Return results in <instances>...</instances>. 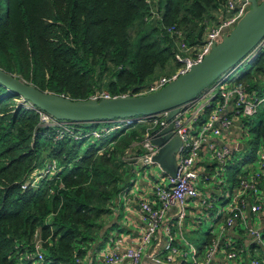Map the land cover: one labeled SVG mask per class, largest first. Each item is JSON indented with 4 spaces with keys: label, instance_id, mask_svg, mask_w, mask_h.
Masks as SVG:
<instances>
[{
    "label": "trees",
    "instance_id": "obj_1",
    "mask_svg": "<svg viewBox=\"0 0 264 264\" xmlns=\"http://www.w3.org/2000/svg\"><path fill=\"white\" fill-rule=\"evenodd\" d=\"M229 1L0 0V69L72 100L104 91L138 95L176 64L179 42L201 43L209 25L226 18ZM171 26L180 35L169 34ZM250 66L239 84L262 89L264 54ZM19 99L0 84V264H82L118 197L136 182L147 127L94 123L87 134L74 124L87 136L58 140V127ZM106 127L110 141L87 143L90 136L100 141ZM250 133L254 139L229 173L256 159L264 113ZM54 162L59 169L42 174ZM37 173V186L30 181L24 190ZM214 239L206 235V245Z\"/></svg>",
    "mask_w": 264,
    "mask_h": 264
},
{
    "label": "built area",
    "instance_id": "obj_2",
    "mask_svg": "<svg viewBox=\"0 0 264 264\" xmlns=\"http://www.w3.org/2000/svg\"><path fill=\"white\" fill-rule=\"evenodd\" d=\"M250 6V0H230L226 10L227 18L208 29L201 43L189 46L183 40L179 42L175 52V61L179 66L177 72L160 77L156 82L142 90L140 94L134 96L154 94L200 64L211 52L213 45L220 43L223 36L235 28L246 15ZM167 32L171 35H180L174 26L169 27ZM262 54H264V40L240 66L244 63L252 65ZM237 69L227 72L200 99L180 110L174 120L173 131L175 136H178L182 141V146L177 154L178 175L175 178L161 169L162 174L167 177H159L153 180L152 194L156 203L153 204L147 199H141V208L147 226L139 246L130 248L125 253L109 250L103 255V264H121L124 261L130 264H139L144 249L152 243L162 227L166 230V251L172 255L179 254L180 250L173 245L174 238L171 235V230L168 225L164 224V221L168 210L176 207L178 209V224L181 226L187 217L188 202L192 199L199 198L201 200L202 211H214V202L223 200L225 194L230 192L227 208L223 211L225 213L224 223L227 228H234L239 223L247 225L251 215L264 214V203L260 200L261 183L264 181V138L261 140V150L259 151V167L256 169L251 166L242 168L235 185L231 186L222 181L223 177L229 174V168L235 160H240L237 157L235 147L229 145L226 132L236 127L240 132V138H245L248 131L245 120L256 116L259 109L264 107V97L260 95L261 91L264 90V82L262 89L251 91L248 84H239L238 81L234 82L232 86H228L231 76L236 74ZM116 97L118 96H112L105 91L96 92L91 98L102 100ZM19 101V104L28 109H36L34 105L28 104L23 99ZM37 112L44 124H54L58 127V139L70 136L79 140L87 136L78 133L74 124L57 121L39 109ZM115 123V128H113L115 130L135 126L147 127L144 140L140 143L143 153L137 159L136 165L145 170L157 166L153 158L159 153V147L152 143L151 135L155 130L168 126L167 116H136L119 119ZM199 124L201 125L197 129ZM93 135L97 138L101 136L98 132H93ZM208 165L212 166L211 171L208 170ZM58 169L54 164L47 173H53ZM152 176L155 177V174ZM144 178H147V171H144ZM30 181L35 185V180L29 178L23 186L24 190L27 189ZM211 191L215 193V196L208 199L205 194H211ZM248 233L257 241L261 240V234L254 228L248 227ZM215 239L217 238L215 237ZM217 250L218 242L215 241L209 252L203 256L205 258L203 261L204 258L199 255L200 252L189 243L182 254V263L191 257L192 264H209L212 255ZM38 257L42 259V255L39 254ZM238 258L239 254L235 251L227 254L229 261H236ZM251 264L263 263L253 259Z\"/></svg>",
    "mask_w": 264,
    "mask_h": 264
},
{
    "label": "water",
    "instance_id": "obj_3",
    "mask_svg": "<svg viewBox=\"0 0 264 264\" xmlns=\"http://www.w3.org/2000/svg\"><path fill=\"white\" fill-rule=\"evenodd\" d=\"M250 5L235 28L225 34L220 43L213 45L200 64L154 94L72 100L63 95L44 92L1 69L0 84L55 120L71 124L111 123L136 116L166 115L168 126L155 130L151 135L152 143L159 147V153L153 161L176 178L177 154L182 146L181 139L173 132L176 116L183 107L200 99L223 75L239 68L264 40V0H250ZM203 251H200V256H203Z\"/></svg>",
    "mask_w": 264,
    "mask_h": 264
},
{
    "label": "crops",
    "instance_id": "obj_4",
    "mask_svg": "<svg viewBox=\"0 0 264 264\" xmlns=\"http://www.w3.org/2000/svg\"><path fill=\"white\" fill-rule=\"evenodd\" d=\"M227 16L226 13V18ZM226 135L228 136L229 145L235 147L237 155L244 150L246 144L241 142L240 132L236 127L228 130ZM211 168L212 166L208 165L209 171H211ZM152 183L153 181H148L147 178L141 182L136 181L120 194L116 201L114 214L108 219V223L101 232L100 238L92 245L88 256L83 260L82 264H103V255L107 251L115 250L125 253L128 249L139 246L140 239L147 226L141 208V199H147L153 204L156 203L155 197L152 194ZM263 188L264 181L261 183V190ZM212 195H215L213 191H211V194H205L208 199H212ZM200 201L199 198L189 200L187 217L181 226L178 224V209L172 207L167 212L164 224L169 226L171 235L174 238L173 245L180 250V253L172 255L166 251V230L162 227L157 232L152 243L144 249L139 264H183L182 254L190 243L186 235L189 234L192 228L190 227L191 223L197 228L195 225L197 222L196 213L203 212ZM255 217L257 219V222L255 221L256 226L253 222ZM248 222L247 225L244 224L243 228L240 227V223L236 224L234 228H227L224 223L223 231L210 245H206V237L202 240L199 247H195L194 242L190 244L198 252L204 250L203 256H205V253L209 252L214 242H218V250L212 255V260L209 264H251L253 259L259 260L264 264V214L251 215ZM248 227L254 228V230H257L261 234L260 241L254 239L248 233ZM241 231H243V234ZM232 251L239 254V258L236 261H229L227 259V254ZM203 256L201 258H204ZM203 261H205V258ZM121 264L130 263L124 261Z\"/></svg>",
    "mask_w": 264,
    "mask_h": 264
},
{
    "label": "rangeland",
    "instance_id": "obj_5",
    "mask_svg": "<svg viewBox=\"0 0 264 264\" xmlns=\"http://www.w3.org/2000/svg\"><path fill=\"white\" fill-rule=\"evenodd\" d=\"M211 26L212 25H209V29L211 28ZM178 67L179 66H178L177 63L176 64L173 63V67L171 68V70H166V71H164L163 74L161 72L160 73L157 72V73H159L158 76L159 77H161V76L163 77V76H166V75H171L173 73H176ZM251 70H252V67L248 63H244L242 66H240L237 69L236 74L231 76V79H230V81L228 83V86H232L234 82H236L239 79H241L245 74H247ZM260 95L264 97V90L261 91ZM21 102H23V101H21ZM263 113H264V107H261L259 109V112H258V114L256 116H254L251 119H246L245 120V125H246L248 131H247V133L245 135V138L241 139L242 143L246 144V143H248V142H250V141H252L254 139L253 134L250 133L249 130L252 127L254 129V128H256L259 125V123L263 120ZM52 125H54V124H52ZM200 125L201 124L197 125V129H199ZM84 126H83L84 133L91 134L92 131H91L90 127H89V124H84ZM113 128H115V127L113 126ZM104 129H105V131L106 130L108 131V127L99 130L100 132H103V134H104L100 141H97L93 136H90L88 141H87V143H93V142L103 143L104 141L107 142V140L110 141L111 137H112V134L107 132V134L105 135ZM58 140H60V139H58ZM260 150H261V142L258 145V151H257V154H256V159L253 161L252 164H249V165H251V167H253L255 169L258 168L259 165H260V155H259V151ZM244 154H245V152H242V153L239 152V155H237L238 159H240V157H243ZM54 164H56V163L55 162L54 163H49L47 168L45 169V171L42 172V174L47 173L48 169L51 166H53ZM57 168H59V167L57 166ZM144 171H147V179H148V181L149 180L153 181L154 179H158L159 177H161V178H166L167 177L166 175L162 174V172H161L162 170L159 168V166L150 167V168L145 170L143 167L138 165L137 171H136V175L133 178V181L134 182L135 181H137V182L144 181L145 180ZM53 173H55V171ZM153 174H155V177L152 176ZM238 175H239V173H236V175H235L234 173L231 172V173L225 175L223 177L222 181L224 183H226V184H229V182H232L231 179L234 178V177H237ZM40 177H41L40 174L37 173L32 178L33 180H35V182H36L35 185L36 186H37V182H38ZM214 196L215 195H212L211 197L213 198ZM229 197H230V192H229V194L228 193L225 194V197H224L223 200L218 201V202H214V204H215L214 211H203L202 213H198V212L196 213L195 217L197 219V222L195 223V225L197 226V228H195L194 224L191 223L190 227H192V228H191L189 234L186 235V237L188 238V239L186 238L188 240V242H190V243L194 242V246L195 247H197V246L199 247L200 243L206 237V235L212 234L215 237H218L220 235V233L224 229L225 213L223 211L226 210V208H227V202L229 200ZM260 200L264 203V188L261 191ZM256 220L257 219L255 217L254 221H253L255 226H256V224H255ZM240 227L243 228L244 224L241 223ZM184 264H191V257L187 258Z\"/></svg>",
    "mask_w": 264,
    "mask_h": 264
}]
</instances>
